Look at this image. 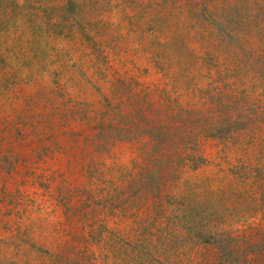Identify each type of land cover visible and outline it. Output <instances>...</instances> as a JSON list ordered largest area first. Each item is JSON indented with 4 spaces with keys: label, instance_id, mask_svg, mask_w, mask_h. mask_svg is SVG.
<instances>
[{
    "label": "rangeland",
    "instance_id": "obj_1",
    "mask_svg": "<svg viewBox=\"0 0 264 264\" xmlns=\"http://www.w3.org/2000/svg\"><path fill=\"white\" fill-rule=\"evenodd\" d=\"M0 264H264V0H0Z\"/></svg>",
    "mask_w": 264,
    "mask_h": 264
},
{
    "label": "trees",
    "instance_id": "obj_2",
    "mask_svg": "<svg viewBox=\"0 0 264 264\" xmlns=\"http://www.w3.org/2000/svg\"><path fill=\"white\" fill-rule=\"evenodd\" d=\"M193 110V109H192ZM196 111H199V109L198 110H196ZM213 111V110H212ZM218 116L219 115H216V117L214 116V115H211V118L209 119V123H208V125H207V127H214V126H216L215 124L217 123V118H218ZM189 118V117H188ZM188 118H186V119H188ZM185 119V120H186ZM201 123V122H200ZM202 124V126L204 127V126H206V124H203V123H201ZM176 143H178V141L176 140Z\"/></svg>",
    "mask_w": 264,
    "mask_h": 264
}]
</instances>
